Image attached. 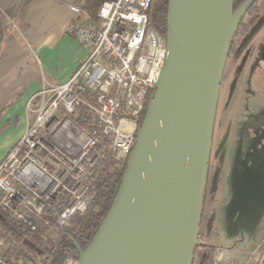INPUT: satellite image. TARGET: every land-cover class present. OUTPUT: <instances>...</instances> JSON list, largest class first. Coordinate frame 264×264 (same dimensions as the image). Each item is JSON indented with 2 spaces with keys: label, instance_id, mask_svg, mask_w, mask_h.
Wrapping results in <instances>:
<instances>
[{
  "label": "built area",
  "instance_id": "1",
  "mask_svg": "<svg viewBox=\"0 0 264 264\" xmlns=\"http://www.w3.org/2000/svg\"><path fill=\"white\" fill-rule=\"evenodd\" d=\"M151 3L105 0L94 24L68 23L86 57L63 82L42 78L26 103L25 130L0 159V208L28 230L54 239L72 229L105 162L126 163L168 53L165 35L150 26ZM250 263L264 264V210ZM0 264L19 263L0 255Z\"/></svg>",
  "mask_w": 264,
  "mask_h": 264
},
{
  "label": "water",
  "instance_id": "2",
  "mask_svg": "<svg viewBox=\"0 0 264 264\" xmlns=\"http://www.w3.org/2000/svg\"><path fill=\"white\" fill-rule=\"evenodd\" d=\"M256 0H168L167 56L117 192L74 264H193L222 72Z\"/></svg>",
  "mask_w": 264,
  "mask_h": 264
},
{
  "label": "crops",
  "instance_id": "3",
  "mask_svg": "<svg viewBox=\"0 0 264 264\" xmlns=\"http://www.w3.org/2000/svg\"><path fill=\"white\" fill-rule=\"evenodd\" d=\"M85 2L0 0V159L25 130L26 103L41 88L42 78L49 83L63 82L86 57L87 49L66 31L74 18L95 23L96 17L89 16ZM70 5L78 6L80 13L75 15ZM248 83L256 87L264 84V26L223 83L217 107L234 94L244 95ZM211 147L210 158L219 169L218 187L221 147Z\"/></svg>",
  "mask_w": 264,
  "mask_h": 264
},
{
  "label": "rangeland",
  "instance_id": "4",
  "mask_svg": "<svg viewBox=\"0 0 264 264\" xmlns=\"http://www.w3.org/2000/svg\"><path fill=\"white\" fill-rule=\"evenodd\" d=\"M233 48L231 43L227 58H231ZM224 82L220 85L222 94ZM248 84L244 95L234 94L219 104L214 122L211 146L221 147V177L213 230L206 240L198 241L195 255L211 257L216 264H247L264 210V84ZM91 206L92 202L89 209ZM22 245L37 258V262L27 264H41L42 256L34 252L31 242L26 239ZM6 248L0 234V255Z\"/></svg>",
  "mask_w": 264,
  "mask_h": 264
},
{
  "label": "trees",
  "instance_id": "5",
  "mask_svg": "<svg viewBox=\"0 0 264 264\" xmlns=\"http://www.w3.org/2000/svg\"><path fill=\"white\" fill-rule=\"evenodd\" d=\"M103 1L105 0H86L84 8L92 19L96 17L98 8ZM242 1L234 0L233 9ZM167 6L168 0H152L148 9L150 26L163 35H165L167 25ZM263 26L264 0H256L243 15L233 36L231 43L234 48L231 58H227L224 63L222 82L229 78L235 69L236 60L247 50ZM145 110L138 121V127L144 117ZM125 165L126 163L119 167L112 161L105 162L104 168L96 177L91 208L85 216L73 218L75 229L59 232L54 239L28 230L0 208V234L7 244L2 256L6 260L21 261L22 264L37 262L36 256L28 252L22 245L23 240L27 239L31 242L34 252L42 256L41 264H62L68 257L77 259L80 249H84L89 243L111 205L121 182ZM218 174V166L213 164L209 158L198 226V240L201 242L206 240L213 230L214 210L218 197ZM193 264H216V262L212 258L195 255Z\"/></svg>",
  "mask_w": 264,
  "mask_h": 264
}]
</instances>
